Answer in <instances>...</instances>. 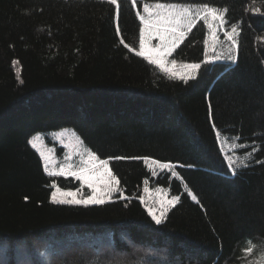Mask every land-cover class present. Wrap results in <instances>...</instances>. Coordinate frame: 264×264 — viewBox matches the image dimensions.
<instances>
[{"label":"trees","instance_id":"1","mask_svg":"<svg viewBox=\"0 0 264 264\" xmlns=\"http://www.w3.org/2000/svg\"><path fill=\"white\" fill-rule=\"evenodd\" d=\"M145 2L226 10L236 63H204L202 20L173 55L201 64L187 82L129 51ZM118 3L0 0V264H264V0ZM66 127L110 161L123 197L52 202L53 182H80L49 176L30 140ZM221 137L257 149L236 175ZM146 159L178 177L154 175ZM145 181L180 197L160 224L141 200Z\"/></svg>","mask_w":264,"mask_h":264},{"label":"snow or ice","instance_id":"2","mask_svg":"<svg viewBox=\"0 0 264 264\" xmlns=\"http://www.w3.org/2000/svg\"><path fill=\"white\" fill-rule=\"evenodd\" d=\"M108 3L115 5L117 12L119 11L120 5L118 0H108ZM137 4L138 0H132L133 7H136ZM255 11L259 12L260 9H255ZM143 13L145 15H141L137 12L141 24L143 25L139 32V50L135 51L134 49L129 48V45L127 44H124V47L129 48V51H135V55L146 58L149 63L156 65L165 72L171 73L174 78H179L185 82H187V79L189 78H194L191 76V72L200 69L201 64H181L179 65V68L188 71L177 72V62L171 60V67H169L168 57L172 55L175 48L183 41L186 32L192 30L197 19H203L205 23H207L208 18L211 17L213 21L220 22V27L226 23L225 12L218 11L215 7H210L207 3L197 6L194 11L192 6H185L178 3L145 2L143 4ZM208 26L211 30L212 39L215 41L217 39L216 31L212 28L211 24ZM237 34L236 27H232L230 32H224L225 38L231 41L233 46L236 44L234 37ZM153 39L158 40L159 43L149 46ZM121 43H123V40H121ZM204 43L207 45L208 41H205ZM222 60L230 61L232 64L236 63V57L232 54L231 48H229L227 53L217 52L215 45H213L211 53L205 52L204 63L215 64L217 61ZM235 139L237 141L240 140L239 137H236ZM32 146L35 147V142H32ZM248 147L249 145L240 143L238 146L234 145L232 147V152L237 153L238 148L245 149ZM256 150L257 149L253 147L251 152H245L243 155H247L249 159H251L252 153ZM41 156L43 157L44 154L41 153ZM86 157L87 158L84 159L83 154H81V161L78 166L68 163L66 166H61L58 171H49L48 175L54 177H73L75 180L82 182L81 187L86 185L87 188L91 190V194L87 197L78 198L80 189H77L76 191H62L60 187L53 183L51 185V187L55 189L51 193V200L53 203L68 205H103L106 202V197L110 200L111 194L114 191H119L118 185L120 182L109 167V160L100 159L95 152L91 151L86 153ZM45 159L47 160L46 157ZM115 159L123 158L116 157ZM67 160L71 161V156H68ZM153 165L158 166L162 171L169 170L173 177H178V174L171 170L169 163L152 160L150 167ZM227 165L228 170L232 175H236L239 169L247 168L249 166L248 163L241 159L240 154L235 156L228 155ZM153 174H156L155 171H153ZM145 183H147V181H145ZM160 191V189H157V192ZM145 192H148L147 188H145ZM189 195L193 200H197L196 195L191 192H189ZM121 197H123V193H121ZM25 199H27V197H25ZM179 199V196H174L166 201L161 199L159 201V215H157V211L153 207L148 208V214L156 224H160L165 216L166 207L174 206ZM141 200H143L142 197ZM244 252L245 256H249L254 252V246L247 247Z\"/></svg>","mask_w":264,"mask_h":264},{"label":"rangeland","instance_id":"3","mask_svg":"<svg viewBox=\"0 0 264 264\" xmlns=\"http://www.w3.org/2000/svg\"><path fill=\"white\" fill-rule=\"evenodd\" d=\"M138 1H140V0H138ZM183 5L192 6L194 11H195V8L197 6H200L198 4H183ZM216 9L218 11L225 12L224 10H221V9H218V8H216ZM141 15H145L143 13V4H142V7H141ZM201 20L204 21L203 19H197L196 23H198ZM219 23H220L219 21H213L211 19V17L208 18V21L206 23V25L208 27V36H207V39H206V41H208V44L205 45L206 46V52L211 53L212 50H213V45H215V49H216L217 52L227 53L229 48H231L232 54L235 56V54H236V44L233 46L232 42L227 40L225 38V36H224V32L225 31H229L230 32L232 27L229 28L226 25V23L222 27H220ZM209 24H211L212 28L215 29V31H216L217 39L215 41H213V39H212L211 30H210V28L208 26ZM237 32H238V30H237ZM188 34H189V32H186V35H185L183 41L179 44V46L185 41V39L187 38ZM234 39L237 42V35L234 37ZM158 43H159L158 40L153 39L149 46L155 45V44H158ZM178 47H176L175 50L173 51L172 55L168 57L169 67H171L170 61L171 60H175L177 62L176 71L177 72H187L188 70L180 69L179 65H181V64H191V63L180 62V61H178L177 59H175L173 57V55H174V53H175V51L177 50ZM138 50H139V46H138L137 51ZM222 61L230 62V61H227V60H222ZM198 73H199V69L197 71H195V72H191V76L195 78L198 75ZM167 74L170 77L174 78L171 73L167 72ZM175 79H179V78H175ZM189 79H192V78H189ZM189 79H187V80H189ZM49 139L53 140L54 143L50 144L48 142ZM220 140H221V144H222L223 150L226 153V157L228 155H234L235 156L237 154H240L241 155V159H243L246 162L248 156L247 155H243V153H245V152H243L242 149L238 148L237 153H233L232 152V147L234 145L238 146V144H240V143L236 142L235 140H229V139H227L225 137H221ZM32 142H35V147L34 148L39 152L40 156H41V153L44 154V156L43 157L41 156V157L43 159L45 167H46V164H47V169H46L47 172H49V171H58L61 166H66L68 163H72V164L78 166L80 161H81V154H83V158L86 159L87 158L86 157V153L88 151L94 152L91 148H89L83 142V140L80 137V135L73 128H70V127H66V128L60 129V130L55 131V132H50L48 134L37 133L36 135H34L31 138V140H30L31 145H32ZM60 148H62V150L59 152ZM68 156H71V161L67 160ZM45 157L47 158V160L45 159ZM100 159H102V158H100ZM151 161H152L151 159H146L145 160L148 168L152 172L155 171L156 174H159L160 172H162V170L159 169L158 166H154L153 165V166L150 167ZM169 164H170L171 170L174 171L175 170V165H173L171 163H169ZM109 167L111 168L110 161H109ZM163 171H169V170H163ZM65 177H68V176H65ZM68 178H73V177H68ZM53 183H55L58 187H60L62 191H76L77 189H80V192L78 193V198L87 197L88 195L91 194V190L88 189L86 185L81 187L82 182H80V185L77 188H64V187H61L57 182H53ZM118 188H119V185H118ZM145 188L148 189V192H145ZM157 189H160L161 191L157 192ZM54 190L55 189H53V191ZM120 193H121V190L119 188V191H114L111 194V199L110 200H112V198H114L115 196L119 195ZM174 196L175 195H172L170 193L169 189H167L165 187H162V186H152L150 184V182L147 181V183H145L144 192L142 194V198H143L142 202L144 203V205L147 208L153 207L157 211V215H159V201L161 199H164L166 201L168 199H171ZM110 200L106 197V202H108ZM177 203H175V205ZM172 207L173 206H167L166 207L165 216H166V214L168 213V211ZM165 216L163 217V219L165 218ZM43 245L45 246V244H43ZM58 250H60V249H58Z\"/></svg>","mask_w":264,"mask_h":264}]
</instances>
